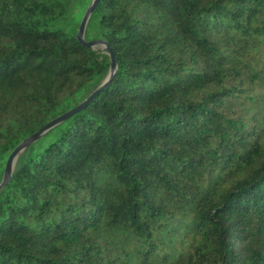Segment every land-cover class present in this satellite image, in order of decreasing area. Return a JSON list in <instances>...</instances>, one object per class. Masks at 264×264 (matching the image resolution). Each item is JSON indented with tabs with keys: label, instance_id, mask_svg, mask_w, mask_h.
<instances>
[{
	"label": "trees",
	"instance_id": "16d2710c",
	"mask_svg": "<svg viewBox=\"0 0 264 264\" xmlns=\"http://www.w3.org/2000/svg\"><path fill=\"white\" fill-rule=\"evenodd\" d=\"M85 1L0 0V163L106 79ZM87 30L117 71L19 158L0 264H264V0H100Z\"/></svg>",
	"mask_w": 264,
	"mask_h": 264
},
{
	"label": "water",
	"instance_id": "95a60500",
	"mask_svg": "<svg viewBox=\"0 0 264 264\" xmlns=\"http://www.w3.org/2000/svg\"><path fill=\"white\" fill-rule=\"evenodd\" d=\"M100 0H92L88 8L86 9L83 18L81 20L80 26L78 28V32L76 34V40L80 45L87 47L91 50H101L105 52L110 59V69L106 79L102 82V84L89 95L87 99H85L82 103H80L75 108L63 113L57 118L53 119L51 122L46 124L39 131L25 139L22 143H20L14 150H12L5 162L3 178L0 182V192L12 181L13 173L16 169L19 158L22 154L33 144L41 140L47 133H49L52 129L66 121L68 118L73 116L74 114L83 110L98 94H100L108 85L111 83L115 73L117 71V61L114 55V52L107 41L104 39H96V40H86V31L88 28L89 21L98 7Z\"/></svg>",
	"mask_w": 264,
	"mask_h": 264
},
{
	"label": "rangeland",
	"instance_id": "374dc122",
	"mask_svg": "<svg viewBox=\"0 0 264 264\" xmlns=\"http://www.w3.org/2000/svg\"><path fill=\"white\" fill-rule=\"evenodd\" d=\"M92 0H87L85 1L83 4L77 6V8L74 10L73 12V20H72V24L70 27V31L77 34L78 32V28L80 26L81 20L83 18V15L86 11V9L88 8V6L90 5ZM96 39H101L98 37V35H96L95 32H91L90 30L86 31V40H96ZM101 51V50H100ZM103 52V51H101ZM95 85L90 86L86 91H84L82 94L75 96L72 100H70L66 106L61 110L62 113L69 111L73 108H75L76 106H78V104H80L81 100L90 93V91L92 89H94ZM48 134V133H47ZM5 162L6 159H4L1 163H0V182L2 181L3 178V171H4V166H5Z\"/></svg>",
	"mask_w": 264,
	"mask_h": 264
}]
</instances>
